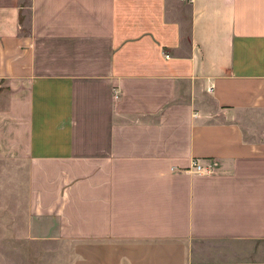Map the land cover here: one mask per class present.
Segmentation results:
<instances>
[{
  "label": "crops",
  "instance_id": "0c3cea01",
  "mask_svg": "<svg viewBox=\"0 0 264 264\" xmlns=\"http://www.w3.org/2000/svg\"><path fill=\"white\" fill-rule=\"evenodd\" d=\"M0 264H264V0H0Z\"/></svg>",
  "mask_w": 264,
  "mask_h": 264
},
{
  "label": "built area",
  "instance_id": "2783aa9c",
  "mask_svg": "<svg viewBox=\"0 0 264 264\" xmlns=\"http://www.w3.org/2000/svg\"><path fill=\"white\" fill-rule=\"evenodd\" d=\"M213 166L204 167L198 160L192 162L191 167L189 169V173L195 172L197 174H212L213 173Z\"/></svg>",
  "mask_w": 264,
  "mask_h": 264
}]
</instances>
